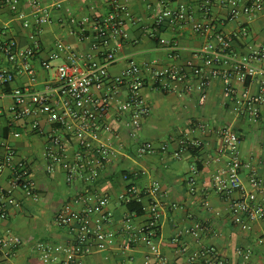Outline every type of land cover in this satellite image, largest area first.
Returning <instances> with one entry per match:
<instances>
[{"label": "crops", "instance_id": "0c3cea01", "mask_svg": "<svg viewBox=\"0 0 264 264\" xmlns=\"http://www.w3.org/2000/svg\"><path fill=\"white\" fill-rule=\"evenodd\" d=\"M128 6L131 17L140 18L133 22L126 17L127 38L117 50L116 61L109 66L112 75H118L136 62L144 68L147 84L142 94L147 99L151 112L142 126L132 135V127L127 125V116L116 118L117 100L111 103L110 120L114 123V132H102L100 139L112 149L110 161L107 162L100 180L91 187L98 195L108 194L112 198L110 208L114 212V221L106 226L112 235L111 246L104 251H97L89 256L87 264H144L151 252L159 251L175 264H185L187 253L180 251V244L175 238L180 234L182 243L189 252L213 247L225 259L227 264H243V257L238 249L251 250L250 264H264V219L252 224L245 230L233 222L228 200L213 185L214 177H225L227 154L221 153L223 138L221 129L229 126L239 133L241 157L246 163L241 179L248 190H254L253 178L264 185V109L258 123H251L240 114L234 99L227 100L224 95V81L213 79L207 90L204 104L200 103L198 79L187 82L174 81L168 90L152 84L150 67H168L175 63L204 65V60L194 55L207 39L194 31L193 22L186 21L176 29L168 27L163 34L179 40L181 51L179 60L169 56L166 47L159 44L146 27H153L156 16L152 5L157 0H118ZM201 0H169L177 6L185 3L189 10L200 17L198 5ZM31 12L25 2L16 6L0 7V30L6 27L9 35L17 38L21 45L30 43L29 29L22 26L17 15L19 10ZM109 6L104 0H67L63 7L53 12V18L44 25L41 35L42 48L34 60L35 75L18 73L13 78L10 89L31 86L41 89L47 81L56 79L55 69H45L42 61L50 58L59 46L76 50L86 60L100 62V54L93 49V32L95 17L107 13ZM213 18L223 31L234 30L244 22L245 17L228 20V10L213 7ZM88 18V21L83 19ZM264 43V13L250 24V34L236 45L240 52H248L245 44L259 47ZM65 54V53H64ZM61 59L52 60L56 66ZM11 66L5 58L0 57V68ZM233 86L239 94L259 91L251 80L243 83L236 78ZM125 92V90H123ZM14 100L9 94L0 95V135L14 145L18 154L25 158L32 167L35 182V195L27 196L24 191L13 187L10 170L0 171V195L9 192L14 202L8 206V214L0 218V233L11 231L23 237L34 236L36 240L59 243L68 238L66 231L54 226V215L65 207L76 208L73 198L84 189L82 181L67 183L62 166L55 172L46 170L49 146L48 134L55 125L48 123L43 116L39 119L43 132L37 133L30 127V119L20 120L9 126L10 109ZM118 116V115H117ZM13 131L20 133L13 136ZM197 142L196 147L190 146ZM142 143L153 145L155 154H140L138 146ZM165 149H162L163 146ZM67 159L72 160L77 148L76 141L68 136L64 140ZM194 151V152H193ZM180 153L176 155L175 153ZM194 167L198 168L197 190H190L189 178ZM125 174L128 178H125ZM158 182L160 190L154 196L163 205L160 239L155 247H148L138 241L130 248H125V234L122 232L123 220L128 213L127 206L118 200L129 184L147 190ZM149 191V190H147ZM237 195V194H235ZM144 197L145 212L134 217L137 225L148 219L149 199ZM190 229V232H186ZM262 240V242H261ZM8 258L0 252L2 264ZM14 264H41L33 243H25L14 249L10 258Z\"/></svg>", "mask_w": 264, "mask_h": 264}, {"label": "built area", "instance_id": "2783aa9c", "mask_svg": "<svg viewBox=\"0 0 264 264\" xmlns=\"http://www.w3.org/2000/svg\"><path fill=\"white\" fill-rule=\"evenodd\" d=\"M67 0H0L1 6H16L25 2L32 8L22 9L17 15L22 26L28 28L30 43L21 45L19 40L9 35L6 27L0 30V57L5 58L11 66L0 68V95L9 94L14 100L10 109L9 126L20 120L43 116L48 123L55 125L48 134L49 146L46 155V170L50 173L62 166L67 183L82 181L84 189L72 201L76 208L65 207L54 215V226L66 231L68 238L51 243L36 240L34 236L23 237L11 231L0 233V252L9 259L7 264H14L10 258L14 249L33 243L41 264H87L89 256L97 251L107 250L112 244V235L106 226L114 221V212L110 208L112 198L108 194L98 195L91 189L101 178L102 172L110 161L112 149L101 139V133H113L114 123L110 120L111 103L117 100L116 118L127 116V125L132 127V135L150 115L151 107L142 94L147 84L144 68L136 62L118 75H112L109 66L117 58V50L127 38L126 17L133 18L127 5L118 0H104L109 10L94 21L93 49L100 54V62L86 60L76 50L59 46L50 58L42 61L45 69H55L56 79L47 81L41 89L31 86L10 89L13 78L18 73L35 75L34 60L42 48L41 35L44 25L53 18V12L62 8ZM148 1V0H144ZM169 0H157L152 5L156 22L146 27L160 45L166 47L169 56L179 60L181 46L177 38L166 37L163 32L169 27L176 29L186 21L193 22L194 31L206 37V43L195 51L194 55L204 60V65L175 63L168 67H150L152 84L168 90L174 81L187 82L198 79L200 103L204 104L207 90L213 79L224 81V95L227 100L234 99L241 115L251 123H258L264 109V43L259 47L245 44L248 52H240L236 45L250 34V24L264 13V0H201L197 14L189 10L185 3L172 6ZM219 6L228 10V20L244 16V22L234 30L223 31L213 18V7ZM88 18L83 21H88ZM65 53V54H64ZM61 59L56 66L52 60ZM245 83L251 80L259 87L255 94H239L233 86V79ZM125 90V92L123 91ZM30 127L37 133L43 129L39 119H30ZM14 137L20 133L13 131ZM71 136L76 141V150L72 160L67 159L64 140ZM223 147L221 153L227 154L225 177H214L216 190L228 200L233 222L241 228L251 229L252 224L264 219V185L253 178L254 190H248L241 179L246 163L241 157L239 148L240 136L231 127L221 129ZM197 142L190 146L196 147ZM164 145L162 149H165ZM159 149L148 143L138 146L140 154H155ZM179 155L180 153H175ZM10 170L13 187L19 188L32 197L35 195V182L30 163L18 154L17 148L0 135V171ZM198 168L194 167L189 178L190 190L197 189ZM128 178V175H124ZM149 190V191H147ZM139 189L129 184L118 200L127 206L129 201L142 203L147 194L149 199L148 219L137 225L134 217L138 214L128 210L124 217L122 232L125 234V248H130L138 241L148 247H155L160 239V224L163 211L162 203L154 196L160 190V184L154 183L149 189ZM237 194V195H235ZM14 202L9 192L0 195V218L8 214V206ZM186 229V232H190ZM192 232V231H191ZM181 234V233H180ZM180 234L175 242L180 244V251L187 253L185 264H227L226 259L213 247H202L189 252L188 246L181 242ZM262 242V240H261ZM243 257V264H250L251 250L238 249ZM144 264H175L161 252H151ZM0 264L1 261H0Z\"/></svg>", "mask_w": 264, "mask_h": 264}, {"label": "trees", "instance_id": "16d2710c", "mask_svg": "<svg viewBox=\"0 0 264 264\" xmlns=\"http://www.w3.org/2000/svg\"><path fill=\"white\" fill-rule=\"evenodd\" d=\"M194 152V151H193ZM127 208L129 211L136 212L138 215H141L145 212L144 206L142 203H138L134 200L127 203Z\"/></svg>", "mask_w": 264, "mask_h": 264}]
</instances>
